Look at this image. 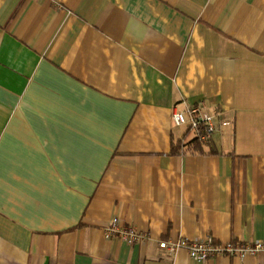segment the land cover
I'll list each match as a JSON object with an SVG mask.
<instances>
[{"label":"crops","instance_id":"obj_1","mask_svg":"<svg viewBox=\"0 0 264 264\" xmlns=\"http://www.w3.org/2000/svg\"><path fill=\"white\" fill-rule=\"evenodd\" d=\"M207 237L264 242V0H0V264H264L159 247Z\"/></svg>","mask_w":264,"mask_h":264},{"label":"built area","instance_id":"obj_2","mask_svg":"<svg viewBox=\"0 0 264 264\" xmlns=\"http://www.w3.org/2000/svg\"><path fill=\"white\" fill-rule=\"evenodd\" d=\"M182 107V108H181ZM215 115L209 105L200 102L191 105L182 101L173 111V121L177 127H187L196 140L202 145H209L219 132ZM106 239L118 238L129 246L145 244L150 235L135 227H125L119 217H114L104 230ZM159 247L165 255L173 256L180 250H186L191 259L206 262L220 257H231L244 260L264 252L263 241L216 243L212 237L195 241L180 239L176 241H160Z\"/></svg>","mask_w":264,"mask_h":264},{"label":"trees","instance_id":"obj_3","mask_svg":"<svg viewBox=\"0 0 264 264\" xmlns=\"http://www.w3.org/2000/svg\"><path fill=\"white\" fill-rule=\"evenodd\" d=\"M188 146L190 147L191 150L198 152L200 154H205V151L203 147L196 141L192 140L188 143ZM214 153L213 151L210 152V154Z\"/></svg>","mask_w":264,"mask_h":264}]
</instances>
